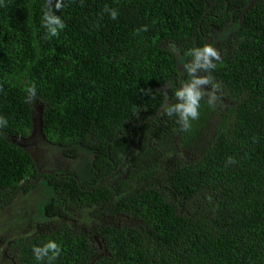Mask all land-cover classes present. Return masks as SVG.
Here are the masks:
<instances>
[{"label":"trees","instance_id":"trees-1","mask_svg":"<svg viewBox=\"0 0 264 264\" xmlns=\"http://www.w3.org/2000/svg\"><path fill=\"white\" fill-rule=\"evenodd\" d=\"M55 2L65 27L51 36L46 0H0V207L41 173L11 141L29 136L35 106L45 140L91 152L90 175L41 174L53 197L35 231L10 242L13 263L264 264V0ZM227 25L211 43L220 60L200 73L217 99L205 95L185 130L164 113L189 79L179 60ZM171 144L186 160L169 156ZM85 209L130 223L84 232L54 222ZM49 241L59 255L37 259Z\"/></svg>","mask_w":264,"mask_h":264},{"label":"rangeland","instance_id":"rangeland-1","mask_svg":"<svg viewBox=\"0 0 264 264\" xmlns=\"http://www.w3.org/2000/svg\"><path fill=\"white\" fill-rule=\"evenodd\" d=\"M230 29L231 26L227 25L220 31L211 30L209 43L222 41ZM184 64L183 60H179V69L184 67ZM205 91L207 92V90ZM34 108L33 128L29 136L26 139L11 137V141L32 156L38 171L59 173L68 170L80 180L87 178L90 175L91 152L76 145L69 148L59 147L45 140L40 130V107L35 106ZM203 143L204 141L201 139V144ZM172 149L177 152L176 147L171 144L167 149L170 152L169 156L174 154ZM174 157L177 160H186L188 156L178 153ZM167 165L170 167L169 162ZM160 184L165 186L164 177H161ZM30 186L33 188L26 191L25 194L19 191L9 203L0 207V264H14L7 251L10 242L17 237L27 236L35 231L36 225L46 217L44 209L49 206L53 197L52 189L42 179ZM93 213L96 215L93 216ZM54 220V222L64 221L71 228L84 232L107 223L119 226L130 223L127 217L108 219L99 210L91 211L90 209L71 211L68 212L65 219L54 218ZM90 236L94 240L98 252H103L101 241L92 234Z\"/></svg>","mask_w":264,"mask_h":264},{"label":"clouds","instance_id":"clouds-1","mask_svg":"<svg viewBox=\"0 0 264 264\" xmlns=\"http://www.w3.org/2000/svg\"><path fill=\"white\" fill-rule=\"evenodd\" d=\"M46 5L42 23L51 36H56L58 35V30H62L65 25L61 18L53 12L52 0H46ZM62 7V0H56L54 4L55 10H60ZM105 11H109V9L106 7ZM109 14L113 20H115L118 15L115 10L109 11ZM144 30H147L146 27ZM185 55L191 57V61L185 62L184 64L189 79L181 82L180 87L174 92L176 102L165 106L164 113L168 117L175 115L177 117V123H179L183 129L187 130L191 125V121L199 119L200 102L203 97L205 95L208 96L207 102L210 106L214 105L217 99L215 90L218 88V85L212 83L210 76L201 75L200 73L209 72L214 69L216 67L214 61L220 60V55L211 44L191 48ZM208 85H211V90L206 92L203 86ZM26 92L28 94L26 102H31L36 94L35 86L32 85L27 87ZM6 126L7 120L4 117H0V127ZM229 159L230 162H234L231 161V158ZM33 251L37 259H42L44 256H47L49 251H52L53 257H55L59 255V246L55 242L49 241L42 248L34 247Z\"/></svg>","mask_w":264,"mask_h":264},{"label":"water","instance_id":"water-1","mask_svg":"<svg viewBox=\"0 0 264 264\" xmlns=\"http://www.w3.org/2000/svg\"><path fill=\"white\" fill-rule=\"evenodd\" d=\"M250 6V5H249ZM248 9V8H247ZM247 9H245L243 12H242V14H241V18L243 17V15H244V13L247 11ZM208 42H210V38L208 37ZM183 68V67H182ZM182 68H180L179 70H181ZM166 88H167V85L166 86H164V88H163V90H166ZM169 104V102H165V104H164V106H166V105H168ZM134 149H135V146L134 145H132L131 146V149H130V151L128 152V154H127V156L130 154V153H132L133 151H134ZM127 156H126V158H127ZM125 158V159H126ZM125 161V160H124ZM47 173V172H46ZM41 177V174L38 176V178H37V180L39 179ZM107 179H109V178H107ZM106 179V180H107ZM36 180V181H37ZM105 182H102V183H100L98 186H102L103 184H104Z\"/></svg>","mask_w":264,"mask_h":264},{"label":"flooded vegetation","instance_id":"flooded-vegetation-1","mask_svg":"<svg viewBox=\"0 0 264 264\" xmlns=\"http://www.w3.org/2000/svg\"><path fill=\"white\" fill-rule=\"evenodd\" d=\"M44 172H46V171H41V173H40V174H42V173H44ZM40 174H39V175H40ZM37 178H38V177H37ZM108 178H110V177H108ZM39 179H41V177H40ZM39 179H38V180H39ZM106 179H107V178H106ZM36 180H37V179H36ZM36 180H35L33 183H35V182H36ZM33 183H31L30 185H32ZM27 185H28V184H27Z\"/></svg>","mask_w":264,"mask_h":264}]
</instances>
